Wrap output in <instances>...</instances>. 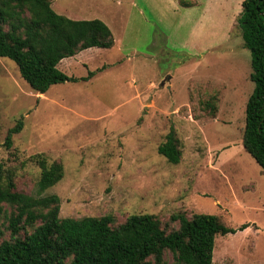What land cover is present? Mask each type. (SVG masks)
<instances>
[{
	"label": "rangeland",
	"instance_id": "obj_1",
	"mask_svg": "<svg viewBox=\"0 0 264 264\" xmlns=\"http://www.w3.org/2000/svg\"><path fill=\"white\" fill-rule=\"evenodd\" d=\"M48 1L69 19L104 22L114 45L66 59V75H95L44 94L0 57V163L16 191L37 196L40 169L30 157L41 154L63 167L62 180L41 194L58 196L59 218L110 215L118 225L150 214L165 225L173 214L213 215L246 227L215 237L212 264H264V172L241 144L254 87L250 54L239 12L230 28L227 18L236 6L218 7L220 18L196 28L203 0L190 10L189 0ZM171 127L181 154L175 165L157 152Z\"/></svg>",
	"mask_w": 264,
	"mask_h": 264
},
{
	"label": "trees",
	"instance_id": "obj_2",
	"mask_svg": "<svg viewBox=\"0 0 264 264\" xmlns=\"http://www.w3.org/2000/svg\"><path fill=\"white\" fill-rule=\"evenodd\" d=\"M236 25L250 54L249 80L254 85L245 105L241 144L264 172V0H242ZM113 45L101 20L69 19L53 11L48 0H0V57L12 60L37 94L53 85L86 82L95 72L73 77L57 65L84 50ZM21 129L20 119L6 134V148ZM157 152L168 163H179L174 128ZM30 160L40 169L36 197L16 191L12 174L0 163V219L6 221L0 226V264H212L215 237L246 227L229 228L206 214H173L165 225L150 214L130 215L118 225L110 215L59 218L58 196L41 194L62 180L63 167L41 154Z\"/></svg>",
	"mask_w": 264,
	"mask_h": 264
},
{
	"label": "crops",
	"instance_id": "obj_3",
	"mask_svg": "<svg viewBox=\"0 0 264 264\" xmlns=\"http://www.w3.org/2000/svg\"><path fill=\"white\" fill-rule=\"evenodd\" d=\"M203 1H204L203 2L204 3L203 4V7L199 9V12H201V11L204 12L206 14V16H204V14H199L198 21H196V24L193 26V27H196V28H199L201 26L199 24L200 23L199 21L201 19L202 20H207V21L213 22L211 19H218V18H220V16H219L220 14L215 13V11L219 10L218 7H220V9H222V8H224V9H230L232 7V4H233V5L236 6V9L234 11H232L229 16H227V18H228V24H229V28H230V27H232L233 21L235 20V17L238 14L237 12L240 13V11H241V3H242V0H237V5L235 3L236 1L232 3V1H230V0H203ZM197 4H198V0H189L188 4L186 5L187 9H185V10L193 9L196 6H198ZM230 20H231V23H230ZM198 34H199L198 35L199 38L201 36H203V33H201L200 30L198 31ZM200 39L201 40L202 39L205 40L203 37L200 38ZM204 50H206L207 52H210L209 48L204 47ZM77 55H75L74 57H71V58H66V59H75L77 57ZM66 59L61 60L60 63L57 65V68L59 70H61L60 68L65 63V60ZM68 66L71 67L72 65H68ZM61 71H63V70H61Z\"/></svg>",
	"mask_w": 264,
	"mask_h": 264
},
{
	"label": "water",
	"instance_id": "obj_4",
	"mask_svg": "<svg viewBox=\"0 0 264 264\" xmlns=\"http://www.w3.org/2000/svg\"><path fill=\"white\" fill-rule=\"evenodd\" d=\"M161 87L163 86V84L160 85Z\"/></svg>",
	"mask_w": 264,
	"mask_h": 264
}]
</instances>
